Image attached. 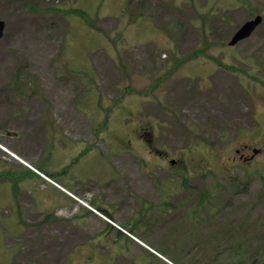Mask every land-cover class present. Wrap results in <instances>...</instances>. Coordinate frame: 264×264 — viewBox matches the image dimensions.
Wrapping results in <instances>:
<instances>
[{"label":"rangeland","instance_id":"1","mask_svg":"<svg viewBox=\"0 0 264 264\" xmlns=\"http://www.w3.org/2000/svg\"><path fill=\"white\" fill-rule=\"evenodd\" d=\"M140 1L0 0L6 23L0 40V167L20 168L22 178L0 188V264L251 263L245 251L238 258L212 250L231 240L264 252V172L249 175V164L234 169V180L225 174L237 144L264 141V21L251 37L229 46L245 22L264 18V0H143L135 11ZM71 9L85 15H68ZM30 122L36 125L32 132L17 136ZM152 124L155 146L168 159L179 166L183 161L191 174L201 167L207 173L188 178L187 186L180 181L178 213L161 223L149 216L122 224L113 219L138 240L90 210L76 211L81 205L73 208L18 162L41 167L68 187L67 169L55 170L50 160L56 128L107 153L115 146L112 135L125 138L130 129L135 135L138 126ZM70 142L67 137L65 144ZM119 145L127 147L112 158L122 173L117 185L145 189L161 172L155 181L166 178L159 185L173 192V174L158 170L172 164L153 153L146 138ZM90 181L79 182L74 195L95 208ZM118 189L113 199L127 203ZM193 208L198 213L191 219ZM131 213L128 208L126 215ZM101 223L109 231L104 245L95 239Z\"/></svg>","mask_w":264,"mask_h":264},{"label":"flooded vegetation","instance_id":"2","mask_svg":"<svg viewBox=\"0 0 264 264\" xmlns=\"http://www.w3.org/2000/svg\"><path fill=\"white\" fill-rule=\"evenodd\" d=\"M2 104H3L2 107L4 108L9 107L10 105V104L7 105V103H2ZM15 106L18 107L19 105L18 106L15 105ZM15 106H13V108ZM19 107L17 109H19ZM25 128H28V127L25 126ZM153 131L154 129H149L145 127L142 129V135H141V128H140L137 134L135 133V135H132L131 140H133L134 138L139 139L140 136H143V138H147V141L151 143L150 146H151V149H153L152 152L161 156L163 158L162 161L164 162L166 159L169 158V153L165 150L157 149L156 146L153 144L152 140L148 139V137H151L154 134ZM131 140H129L128 142L131 143ZM125 147H127V145H125ZM168 162L172 164V167L170 168L162 167V168H158V170L166 172L168 174L169 173L173 174L172 176L175 177L173 180L176 181L175 187L173 188V192H171L172 188L162 187L161 185H159V182L166 180V178L163 180H159L157 182L155 181L158 178H162L160 176L161 172H159L158 178L152 180L151 183L145 184L146 186L144 185L146 187L145 189L136 188V185L134 186L132 183H128L127 184L128 186L126 188H121L123 185H117V182H116L118 180L116 172L108 173V176H107L108 179H112V180L109 183H106L105 185H103L102 182L99 181L102 179V176H98L97 172H95V175L98 176L95 181V184H96L95 187L98 188V186H100V189L102 190L101 192L95 193V208L98 211L105 213V212H108L109 208L111 207L110 205H108V203L113 204V205L115 204L116 208H110L111 213L108 214V216L112 220L116 219L117 221H120L118 223H121V224H122L121 221L123 220L126 221L129 218L132 219V217L134 216H136V220H139L143 216L144 218L148 216L153 217L156 221H159V223H161V220L164 217L175 215V212L177 211L178 213V209H179L177 198L183 193V191H180V187L178 188L179 184L181 183L180 181H184L185 179L187 180L188 178L193 179L195 178L196 175L201 176V173L203 170H205V168L201 167V169H198L193 174H191L190 168L183 166V161H181L182 163L181 166H179L178 164L179 161L175 159H171V160L168 159ZM249 164L253 165L254 170L257 168V166H261V165L264 166V141L263 143L262 141H258V142L256 141L252 144L251 143L237 144L236 147H234L233 149V155L229 159V163L226 167L227 172L225 174L231 177H235V174H234L235 168L237 167L244 168L246 165H249ZM3 169H4L3 167H0V188H2L3 185H7L8 181L10 182V184L13 181V178L11 177L13 172L11 171L12 172L11 176L9 173H7L6 175H9V177L8 176L5 177V173L3 172ZM206 173L207 171L205 172V174ZM127 174L130 175V173H127ZM114 183L115 185H113ZM115 186L119 187L118 191L121 192L125 198L126 197L129 198L127 203H123L122 201L119 202L118 200L113 199L112 190ZM128 208L132 211L130 215L129 214L126 215ZM191 208L192 207L189 206L187 210L190 211ZM197 213H198L197 208H193L194 215L193 217L191 215V219L196 218ZM101 227L102 228H98V230L95 231V239H97L99 243L104 245L106 244V239H108L109 237V231L107 230V225L104 226L103 224H101ZM132 234L135 235L134 233ZM209 241H210V238H209ZM230 244L231 245L229 246L223 245V248L219 246L212 247V245L211 247H212V250H220L218 252L219 254H230V255L232 254V255L238 256V258L240 254H243L245 251L244 254H248L249 256H251V261H252L251 263H247V264H264V252L260 247L259 248L258 247L255 248L253 246L252 247H240L239 241H235L234 243L232 242V240ZM102 249L105 250V248H102ZM71 251H72V248H71ZM100 257H102L106 261L105 257L103 256H100ZM240 264H244V263H240Z\"/></svg>","mask_w":264,"mask_h":264},{"label":"crops","instance_id":"3","mask_svg":"<svg viewBox=\"0 0 264 264\" xmlns=\"http://www.w3.org/2000/svg\"><path fill=\"white\" fill-rule=\"evenodd\" d=\"M94 72V71H92ZM94 91V95H95V90ZM98 100V96L96 97V101ZM33 111V108H32ZM92 120V119H91ZM36 121V118L33 120V122ZM35 124V123H34ZM32 122H30L28 129L23 130L22 132H16L17 136L19 135V133H23V134H30L32 132L31 128L34 129V127H36V125H34ZM47 131H49V133H52L53 131H51V129L48 128V125L46 126ZM56 134H55V139L52 140V145L55 147V150L52 152L51 155V164L54 167L55 170H60V169H67V174L70 179H69V183L71 185H69L68 187L72 189V191L75 193L76 192V187L79 184V182H82L84 184H89L92 180L95 184V172H97L98 176H102V179L99 180L102 182L103 185H105L106 183H109L112 179H108V173L111 172H118L119 170H117V168L114 166V163L112 161V158L109 157V152L104 153L103 150H99L97 149V151H95V145H93L90 141H88L87 139H82V138H77L74 137L73 135H70L68 132V129L66 130H61L60 128H56ZM71 131L73 132V130L71 129ZM16 136V137H17ZM54 136L51 135V138ZM67 137L70 139V145L67 146L65 144V141L67 140ZM65 150V154L64 156H59L56 157V154L58 151H64ZM82 155V157L79 159L77 158V155ZM78 155V156H79ZM19 159V158H18ZM20 160V159H19ZM18 162L20 163H24L23 165H25L26 168L28 169H23L22 172H26L28 171L29 173H31L32 177H37L34 178L36 181H38L40 184L44 185L46 187V189H54L59 195H62V197L64 196L65 199H67L68 201L72 202V199L65 193H63L62 191H60L56 186L52 185L51 183H49L48 181H46L44 178H42L40 175H38L35 171H32L29 167L26 166V162L24 160H20ZM18 165V164H17ZM39 171L49 175L48 173H46L45 171H42L41 167L36 168ZM11 170L13 172L12 174V178H18V173H20V168L17 169V167H11ZM32 181V180H31ZM33 182V181H32ZM30 185H32L31 182ZM38 183V184H39ZM35 184H37L35 182ZM94 189L95 192H101L102 190L100 189V186H98V188L95 187L94 185ZM88 193L91 194L93 193L92 191H90L88 189ZM87 193V195H88ZM80 198H85L83 195H80ZM45 200V199H44ZM52 201H49L48 199L46 200L47 206H51ZM73 204V203H72ZM80 205V204H79ZM83 207V205H81ZM80 206L79 209H77L78 212H80V209H82V207ZM66 208V207H65ZM68 208V207H67ZM84 209V207H83ZM87 212V210H86ZM95 215V214H94Z\"/></svg>","mask_w":264,"mask_h":264},{"label":"water","instance_id":"4","mask_svg":"<svg viewBox=\"0 0 264 264\" xmlns=\"http://www.w3.org/2000/svg\"><path fill=\"white\" fill-rule=\"evenodd\" d=\"M263 17L256 16L254 19L245 22L234 34L229 45L235 46L239 42L251 37L255 30L262 24ZM6 29V23L0 20V40L4 37V32Z\"/></svg>","mask_w":264,"mask_h":264},{"label":"trees","instance_id":"5","mask_svg":"<svg viewBox=\"0 0 264 264\" xmlns=\"http://www.w3.org/2000/svg\"><path fill=\"white\" fill-rule=\"evenodd\" d=\"M133 2V0H131V3ZM145 2L142 0V1H140L139 2V4L136 6V11L140 8V6H142L143 4H144ZM148 4V3H147ZM131 5V4H130ZM149 8L152 10V7H151V5H149ZM67 13H68V15H71L72 13H74L75 15H77V17L79 16H84L85 15V12H83V11H81V10H75V9H71V10H68L67 11ZM142 14H140V15H138V14H136V19H142ZM89 22H90V20H88ZM90 24V26L91 27H94L95 26V28H96V25L95 24H93V22L91 23H89ZM185 61H187V58H185L184 60H183V62H185ZM135 133V132H134ZM111 142H113L114 144H115V146L114 147H117V145L119 146V143L117 142V138H115V136L114 135H112V141ZM113 146V145H112ZM264 169V166H257V168H256V170L255 171H259V172H261L262 170ZM23 173H25V174H31V173H29L28 171H26V172H23ZM66 172H63L62 174H65ZM252 174V173H251ZM6 176H8V175H6ZM50 176L51 177H53L55 180H56V178H55V176H52L51 174H50ZM18 178L19 179H22V178H20V176H18ZM17 179V178H16ZM18 179V180H19ZM235 179V178H234ZM233 179V180H234ZM14 182H17V181H14ZM185 184H186V182H187V180L185 179L184 181H183ZM250 183V181L248 180L246 183H245V185H247V184H249ZM185 186H187V185H185ZM235 188V187H234ZM237 188V187H236Z\"/></svg>","mask_w":264,"mask_h":264}]
</instances>
